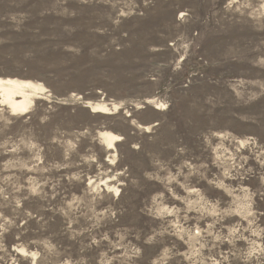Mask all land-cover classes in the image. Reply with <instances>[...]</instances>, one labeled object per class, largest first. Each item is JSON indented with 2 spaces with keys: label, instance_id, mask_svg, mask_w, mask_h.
<instances>
[{
  "label": "rangeland",
  "instance_id": "rangeland-1",
  "mask_svg": "<svg viewBox=\"0 0 264 264\" xmlns=\"http://www.w3.org/2000/svg\"><path fill=\"white\" fill-rule=\"evenodd\" d=\"M0 79V264H264V0H0Z\"/></svg>",
  "mask_w": 264,
  "mask_h": 264
},
{
  "label": "bare ground",
  "instance_id": "bare-ground-1",
  "mask_svg": "<svg viewBox=\"0 0 264 264\" xmlns=\"http://www.w3.org/2000/svg\"><path fill=\"white\" fill-rule=\"evenodd\" d=\"M43 90L42 87L29 82L0 79V104L5 106L12 116H23L29 113L31 107L34 105V100L38 98V95ZM145 103L150 104L151 101H146ZM86 105L92 113H106L108 111L104 105H92L90 103ZM113 109H116V107L114 106ZM99 137L109 150H112L114 144L121 141L120 137L110 133H100ZM113 194L117 196V188H113Z\"/></svg>",
  "mask_w": 264,
  "mask_h": 264
}]
</instances>
